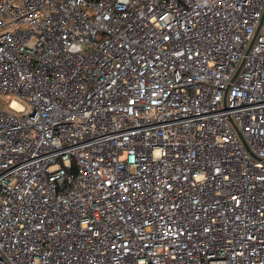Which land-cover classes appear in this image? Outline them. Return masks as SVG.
<instances>
[{"label": "built area", "instance_id": "built-area-1", "mask_svg": "<svg viewBox=\"0 0 264 264\" xmlns=\"http://www.w3.org/2000/svg\"><path fill=\"white\" fill-rule=\"evenodd\" d=\"M7 96L0 264H264V0H0Z\"/></svg>", "mask_w": 264, "mask_h": 264}, {"label": "rangeland", "instance_id": "rangeland-1", "mask_svg": "<svg viewBox=\"0 0 264 264\" xmlns=\"http://www.w3.org/2000/svg\"><path fill=\"white\" fill-rule=\"evenodd\" d=\"M8 96L7 97H5V98H3V97H1L0 98V104L2 105V106H4V107H6V108H9V106H8Z\"/></svg>", "mask_w": 264, "mask_h": 264}, {"label": "water", "instance_id": "water-1", "mask_svg": "<svg viewBox=\"0 0 264 264\" xmlns=\"http://www.w3.org/2000/svg\"><path fill=\"white\" fill-rule=\"evenodd\" d=\"M242 141H243V143H244V145L246 146V143H245V141L242 139Z\"/></svg>", "mask_w": 264, "mask_h": 264}]
</instances>
